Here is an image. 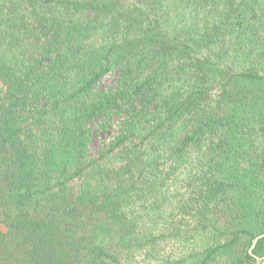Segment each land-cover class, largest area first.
Here are the masks:
<instances>
[{
	"label": "trees",
	"instance_id": "1",
	"mask_svg": "<svg viewBox=\"0 0 264 264\" xmlns=\"http://www.w3.org/2000/svg\"><path fill=\"white\" fill-rule=\"evenodd\" d=\"M262 234L264 0H0V264H264Z\"/></svg>",
	"mask_w": 264,
	"mask_h": 264
},
{
	"label": "water",
	"instance_id": "2",
	"mask_svg": "<svg viewBox=\"0 0 264 264\" xmlns=\"http://www.w3.org/2000/svg\"><path fill=\"white\" fill-rule=\"evenodd\" d=\"M262 237H264V234L259 235V236L255 237V238L253 239V241H252V245H251V248H250V253H251V251L253 250V248L255 247L257 241H258L259 239H261ZM256 260H257L258 263L261 262V259H259V258H256Z\"/></svg>",
	"mask_w": 264,
	"mask_h": 264
},
{
	"label": "rangeland",
	"instance_id": "3",
	"mask_svg": "<svg viewBox=\"0 0 264 264\" xmlns=\"http://www.w3.org/2000/svg\"><path fill=\"white\" fill-rule=\"evenodd\" d=\"M99 145V140L97 139L95 142H94V145H93V149H96ZM257 264H260L257 262Z\"/></svg>",
	"mask_w": 264,
	"mask_h": 264
}]
</instances>
